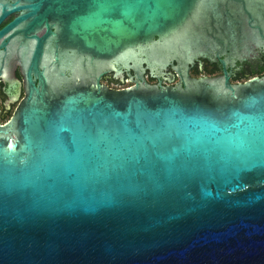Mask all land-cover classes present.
Wrapping results in <instances>:
<instances>
[{"label": "water", "instance_id": "1", "mask_svg": "<svg viewBox=\"0 0 264 264\" xmlns=\"http://www.w3.org/2000/svg\"><path fill=\"white\" fill-rule=\"evenodd\" d=\"M261 55L264 0H0V264H264Z\"/></svg>", "mask_w": 264, "mask_h": 264}, {"label": "flooded vegetation", "instance_id": "2", "mask_svg": "<svg viewBox=\"0 0 264 264\" xmlns=\"http://www.w3.org/2000/svg\"><path fill=\"white\" fill-rule=\"evenodd\" d=\"M261 58H262V60H264V55H261ZM16 70H17L19 80H20V93H19V96L17 97V99L12 103V105L10 106V108L8 109L6 114L3 116V118L0 116V123H4L5 121L9 120L13 116L16 108L18 107L19 103L21 102V100L25 96L24 82H23L22 74L20 72L19 67H16ZM168 70L174 74V80H172V81L162 80L161 83L165 84V85H174V84L178 83V81H179L178 73L174 69L169 68V67H168ZM187 73L190 77H201V76H209V75H221L223 72L216 65H214L213 63L208 61L206 58L201 57L192 66H190L188 68ZM261 74H264V69L259 70L257 72L252 73V74H249V75L242 76V77L229 76L227 78V80L229 83H240V82H243L250 77L259 76ZM103 75L104 74H101L99 76L98 82L104 84L105 86H107L108 88L113 89V90L131 87V86L136 84L135 81H130L127 76H122V79L124 82L114 83V82L102 80ZM144 79L148 83H156L157 82V77H153L152 79H150L147 72H144ZM0 108H1V100H0Z\"/></svg>", "mask_w": 264, "mask_h": 264}]
</instances>
